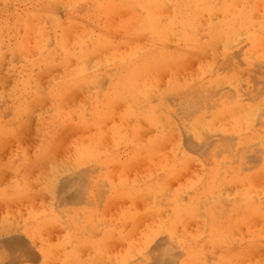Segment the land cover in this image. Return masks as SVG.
<instances>
[{"label": "bare ground", "instance_id": "1", "mask_svg": "<svg viewBox=\"0 0 264 264\" xmlns=\"http://www.w3.org/2000/svg\"><path fill=\"white\" fill-rule=\"evenodd\" d=\"M4 61L0 133L38 111L39 143L34 159L0 164L12 174L0 201L47 198L25 229L62 226L63 264H264V0H0V71ZM67 132L54 163L49 146ZM38 162L47 168L31 181L22 168ZM141 163L142 175H126ZM192 163L198 171L171 188ZM5 223L4 238L22 235ZM110 238L121 252L103 258ZM14 240L0 247L10 264L59 248Z\"/></svg>", "mask_w": 264, "mask_h": 264}, {"label": "rangeland", "instance_id": "2", "mask_svg": "<svg viewBox=\"0 0 264 264\" xmlns=\"http://www.w3.org/2000/svg\"><path fill=\"white\" fill-rule=\"evenodd\" d=\"M59 14H62V9H60V11H59ZM7 61H8V59H6ZM7 61H4V62H2V64H1V71H0V80H2V81H0V83L2 84V85H0V102H2L1 101V99H3L2 98V96H5L6 95V93H4V91H5V89L7 88V87H9L10 85H11V77L10 76H7L6 75V73H5V71H6V68L8 67V62ZM198 63V61H196V60H190V63H189V61L188 62H186L185 64L186 65H184V67H183V73H186V74H189V73H191V72H194L195 71V67L197 66V63ZM190 64V65H189ZM194 65V66H193ZM187 70V71H186ZM190 72H189V71ZM3 73V74H2ZM165 78L166 77H162V78H160L159 79V84H163L164 82H165ZM5 79V80H4ZM6 80H8V81H6ZM3 83H6V85H4ZM105 83V82H104ZM5 86V87H4ZM74 95V96H73ZM72 95V100L70 99V102L71 103H74L73 102V100L75 99H78V100H76L77 102H75V104H77V103H80V102H84V100H82L81 98V94H79L78 95V93H74ZM81 95V96H80ZM80 96V100H79V98H77V97H79ZM74 97V98H73ZM82 100V101H81ZM1 104V103H0ZM43 108H44V110L41 112L42 113V115L44 116V117H47L48 116V114H49V110H48V108H47V106H43ZM37 109V108H36ZM47 109V110H46ZM3 109L0 107V111H2ZM38 110V109H37ZM47 111V112H46ZM45 112V113H44ZM5 114H7V113H5ZM33 115V120H32V116ZM38 115V111L36 112L35 111V115L34 114H31V116L30 117H28V118H26L25 119V122H27V121H29V122H27V124L24 122L23 124L22 123H16V124H14L13 125V128H11V130H9L8 132H6L5 134L3 133V134H1L0 133V142L4 145V151L2 150V149H0V164H2L4 161H5V159L7 160V159H9V158H13V159H17V158H19V157H23V158H28V159H34V150H35V148H36V146H37V144L39 143V133H38V125H37V120H36V116ZM27 117V116H26ZM32 120V121H31ZM31 121V122H30ZM34 121V122H33ZM33 125H32V124ZM26 124V125H25ZM25 126V127H24ZM32 126H33V128H32ZM26 130V131H25ZM33 130L35 131V132H33ZM144 132H146V136L144 135ZM27 133V134H26ZM33 134V135H32ZM34 134H37V136H35ZM64 134H65V136H64ZM73 132H67V133H62L61 134V137L59 138V139H54V141H53V143H51L50 144V146H49V155H50V153L52 154L53 152H54V156L52 155V157L55 159L54 161H56V162H54V163H61V162H63L64 160H65V158H64V156H65V152L67 151V147L69 148V146H70V144H71V142L73 141L72 139H73ZM142 134H143V136L142 135H140V141H142V142H144V141H147V140H149L150 139V137L152 136L151 134V131L150 130H148V129H143V131H142ZM18 135V136H17ZM24 135H26V136H24ZM17 136V137H16ZM21 136V137H20ZM31 138H30V137ZM75 136V135H74ZM26 137V138H25ZM28 137V138H27ZM33 137V138H32ZM58 137V136H57ZM56 137V138H57ZM70 138V139H68V138ZM141 138H142V140H141ZM10 139L12 140V141H10ZM33 139H36V141L35 140H33ZM38 139V140H37ZM69 140V141H65V140ZM17 140V141H16ZM22 140H23V142H22ZM24 140H26V141H24ZM29 140H32V141H29ZM144 140V141H143ZM5 141V142H4ZM9 142V144H8V142ZM57 141V142H56ZM64 141H65V146H63L64 145ZM11 142V143H10ZM27 144H25V143ZM55 142V143H54ZM66 142H68V143H66ZM0 143V147L1 148H3V145ZM19 143V144H18ZM20 143H22V144H20ZM34 143V144H33ZM60 143V144H59ZM6 144H8V146L6 145ZM18 144V145H17ZM30 144H32L31 145V147H30ZM57 144V145H56ZM59 145V147H55V146H58ZM34 146V147H33ZM60 146H62L63 148L61 149L60 148ZM56 148V153H55V149ZM28 149H30V150H28ZM63 149H65V151H62ZM20 150V151H19ZM28 150V151H27ZM62 151V153L64 154H62V156L61 155H59V156H61V157H57L58 156V152L60 153L61 151ZM7 152V153H6ZM27 152V153H26ZM5 153V154H4ZM30 153V154H29ZM57 155V156H56ZM56 156V157H55ZM58 158V159H57ZM61 159H63V161L61 160ZM53 162V161H52ZM40 164H42V163H40V162H38V164L37 165H33L34 167H30V168H27V167H29V165L27 164V165H25L23 168H22V171H23V175H25V173H26V176L29 178V175H30V171L31 172H34V174L32 173L31 175H30V180L32 181L38 174H39V172L40 171H37L35 168L37 167V169L38 170H45L46 168L43 166L44 165V162H43V164H42V167H44V168H42L41 166H40ZM46 162H45V166H46ZM36 166V167H35ZM48 166V165H47ZM138 166L140 167V169H138ZM38 167H41V168H38ZM136 167H137V169H136ZM131 169H132V171H130L131 169H128V171H127V173H126V175L127 176H129V177H133V176H140V175H142L143 173H144V165L141 163V164H137V165H135V169L133 168V167H130ZM198 169H199V166L197 165V164H194V163H192V164H188V166H186L182 171H181V174H178V176H177V179L175 180V181H173V182H171V184H170V187L171 188H175V185L177 184V183H182L187 177H189L190 175H192V174H194L195 172H197L198 171ZM25 170H27V171H25ZM30 170V171H29ZM34 170H36L37 172H36V174H35V171ZM43 171H41V172H43ZM40 172V173H41ZM189 172V173H188ZM3 173V174H2ZM7 173V174H6ZM188 173V174H187ZM0 174H1V176H0V179H2V181L4 182H2L1 180H0V185H1V187H3L7 182H8V180H9V178H10V176H12V174H10V172L7 170V171H5L4 172V168L3 167H0ZM187 174V175H186ZM35 175V176H34ZM34 176V177H33ZM7 177V178H6ZM5 178H6V180H5ZM4 179V180H3ZM5 181H6V183H5ZM3 185V186H2ZM0 187V188H1ZM44 194V193H43ZM43 194H41L40 196L42 197H46V194L45 195H43ZM39 198H41L39 195H37ZM42 199V198H41ZM39 199L38 200V198H37V200H38V202H36L37 200H30L29 201V199L28 200H24V203L23 202H16V205H15V201L16 200H13V202H2V201H0V204H1V206L3 205L5 208L3 209V207L2 208H0V209H2V210H0V237L2 238L4 235H5V233H4V231L3 232H1L2 231V229H3V227H4V223L5 224H7V223H9V224H7V226H9V227H12L11 228V230L9 229L8 230V232H6V234H9L11 231H12V233L13 232H16L17 233V231H18V234L19 233H22V235L21 234H19V235H21L22 237H20L18 234V236H15L16 234H12V235H9V236H7V237H3L2 239H0V241H2V242H0V247L4 244V242H7V240H9V239H15L14 241H17V239L19 238V240L17 241V243L19 244V245H22L23 243L25 244H23V246L21 247L22 249H27V246L29 245L30 246V248H29V246H28V250L29 249H33V251H32V253L35 251V246H39V245H45V244H58L59 245V248H57L54 252H52L51 253V255H49V260H47L46 262H42V261H40V262H42V263H40L39 262V259H36L37 260V262H36V260H35V262L33 263V258H37L38 257V255L37 254H35V255H33L34 257L32 258V263L30 262V261H28V263L29 264H61L60 262L62 261V264H63V262H65V260H64V257L67 255H65V253H66V251H68V253H69V248H68V246L67 245H65L62 241H63V239H65V232H64V229H63V227L62 226H60V225H58V224H56L54 221H49V222H47V223H45V226H43V230L42 231H40V233L38 232L37 234H32V232L31 233H29V230H27L26 231V229H25V225H28V224H31V219L30 218H26L27 217V214H28V212L30 211V210H32V207H34V206H37L38 208H41V207H43V208H45V201H47V198H44V199ZM28 204V206L26 205V203ZM35 202H36V204H35ZM17 203H18V206H17ZM23 203V206L21 205ZM128 203L129 202H127V201H120V202H118L116 205H115V207L112 209V206L109 208V213H107L106 212V220L109 222V220H110V218H112L113 216H114V214H115V209L116 208H121V207H125V206H127L128 205ZM30 204H32V205H30ZM138 204H140V205H138ZM10 205L11 206H13L12 208H10ZM22 207H21V206ZM144 203H143V200H141V201H138V202H136L135 203V206H137V209L138 210H141L144 206ZM0 206V207H1ZM16 206V207H15ZM41 206V207H40ZM142 207V208H141ZM20 208H22V210L20 209ZM24 209V210H23ZM15 210V211H14ZM8 211H10V212H8ZM23 213V214H22ZM25 213V214H24ZM9 217V218H8ZM30 220V221H29ZM30 223H29V222ZM12 222H14V223H12ZM28 222V223H27ZM145 222V221H144ZM146 223V222H145ZM194 224V225H193ZM12 225V226H11ZM19 226H21V228L19 229ZM56 227V228H55ZM187 231L189 230V231H193V230H195L196 229V223L195 222H191V223H189V225H187ZM16 228V229H15ZM17 229H19V230H17ZM51 230V232L49 233V231ZM49 230V231H48ZM56 230H58V231H56ZM60 230L63 232V233H60ZM52 231H53V233H52ZM54 231H56V232H54ZM45 233V234H44ZM49 233V234H48ZM59 233V234H58ZM136 233V232H135ZM11 234V233H10ZM58 235H61V237L60 236H58ZM6 236V235H5ZM26 239H25V238ZM24 239V240H22V239ZM50 238V239H49ZM22 241H21V240ZM28 239V241H29V243H27V241H25V240H27ZM61 240V241H60ZM109 241H110V243H109V245L108 246H106L104 249L102 248V251H101V256L103 257V258H106V257H112V256H115V255H118L121 251V249H122V247L120 246L121 245V243H120V241L118 240V239H115V238H110V239H108ZM4 241V242H3ZM25 241V242H24ZM40 242H43V243H40ZM114 245H113V244ZM115 243H117V244H115ZM123 243V242H122ZM27 244V245H26ZM119 244V246L118 247H116L115 248V245L117 246ZM85 250V248H80V249H78L77 251H75V253H74V255H75V257L77 258V259H79L80 261H82V260H85L86 258H87V255L90 253V250H88L87 248H86V251H84ZM83 251V252H82ZM151 251V250H150ZM150 253H154V250H152V252H150ZM84 254V255H83ZM11 258V257H10ZM10 261H11V259H9ZM9 260H5V259H3V258H0V264H7L8 262H9ZM22 259H18L17 261H19V262H17L16 261V264H23V263H21L20 261H21ZM6 262V263H5ZM39 262V263H38ZM12 263V262H11ZM15 263V262H14ZM14 263H12V264H14ZM8 264H10V262L8 263ZM134 264H150L149 263V261L147 262V260H143V259H140V257H138L135 261H134Z\"/></svg>", "mask_w": 264, "mask_h": 264}]
</instances>
